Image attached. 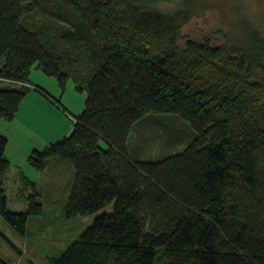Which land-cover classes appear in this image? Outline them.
Here are the masks:
<instances>
[{
	"label": "trees",
	"instance_id": "obj_1",
	"mask_svg": "<svg viewBox=\"0 0 264 264\" xmlns=\"http://www.w3.org/2000/svg\"><path fill=\"white\" fill-rule=\"evenodd\" d=\"M160 1L0 0V81L19 85L0 89V119L15 117L34 67L61 92L71 80L83 112L27 163L69 167L65 219L113 206L49 264H264V32L241 18L195 41L182 29L201 3L166 12ZM161 117L185 123L190 141L140 158L136 127ZM7 142L0 135V217L27 237L43 198L18 169L16 201L31 193L9 208Z\"/></svg>",
	"mask_w": 264,
	"mask_h": 264
},
{
	"label": "rangeland",
	"instance_id": "obj_2",
	"mask_svg": "<svg viewBox=\"0 0 264 264\" xmlns=\"http://www.w3.org/2000/svg\"><path fill=\"white\" fill-rule=\"evenodd\" d=\"M180 1L163 0L158 2L156 7L168 12L179 8ZM194 1L201 3L202 11L193 16L183 26L182 35L185 38H192L195 41H202L205 38L216 39L218 38V33L231 32L236 26V21L241 18L253 20L260 25L264 32V0ZM182 44L183 42H180V45ZM43 76L46 80H41ZM29 78L31 89L45 94V97L51 100L50 102L56 110H59L61 114L64 113L68 121L69 115L74 119V116L76 117L83 112L86 93L77 92L71 80L67 81L65 91L61 92L55 77L46 76L36 67L31 70ZM5 86H9L8 82L1 79L0 89ZM18 86L16 83L12 84V87ZM33 104V102H30V107ZM25 106L26 109H29L27 105ZM18 111L19 108L11 121L0 119V135L5 136L9 140L5 148V155L11 164L8 180L5 184L8 206L14 211L23 210L26 204V197L31 193L29 188L25 193V198L21 199V202L16 201L15 193L18 187L17 176L19 169L29 179L36 182L39 180V185H37L43 198V210L37 220L38 226L35 224L33 227L34 224H32L34 233L29 234L27 237L14 231L0 217V256L10 264H49V259L58 257L62 251L79 238L80 234L89 227L97 216L111 211L113 206L110 203L99 212L88 216L65 219L63 206L66 202L65 200H67L66 196L68 195V187L71 182L70 175L67 172L69 167L66 165H54L45 170V172L40 173L25 161V155L32 143H37V148L42 150L69 135L72 128L69 131L67 130L65 127L67 121L64 115L62 118L59 116V112L55 116L52 115V118L49 119L50 123L41 126L45 129H40L36 122L35 126L31 125L33 120L30 116L21 115L19 117ZM31 129L35 130L36 135ZM188 132L189 127L180 119L169 120L165 117L147 119L136 127L131 137L130 146L136 150L140 158L152 160L164 153H174L183 150L190 141ZM45 139L49 142H44ZM45 144L47 145L45 146Z\"/></svg>",
	"mask_w": 264,
	"mask_h": 264
},
{
	"label": "crops",
	"instance_id": "obj_3",
	"mask_svg": "<svg viewBox=\"0 0 264 264\" xmlns=\"http://www.w3.org/2000/svg\"><path fill=\"white\" fill-rule=\"evenodd\" d=\"M37 74V73H36ZM45 79L44 76L42 77L41 80ZM46 80V79H45ZM7 81V80H6ZM8 84H13V82L11 81H7ZM46 95L43 94L42 92L38 93V91L36 92V90H32V92H30L27 96V98L21 103V106L19 107V117H21V115H24V116H30L33 120V122L31 123V125H34L35 126V122L38 123L40 129H45L44 127H41L42 125H45V124H48L50 123L49 122V119L52 118V115L55 116V114L57 112H59V116L62 118L64 113L61 114V112L58 110H56V108L51 104V100H49L48 98L45 97ZM29 97V99H28ZM48 97V96H47ZM28 99V101H27ZM27 101V102H26ZM30 102H33L34 104L30 107ZM27 105L29 107V109H26V106ZM33 108V109H32ZM77 111V110H76ZM72 116V115H71ZM75 117V116H74ZM73 117V118H74ZM64 118L65 120L67 121L65 123V127L67 128V130L69 131L71 128L73 129L74 127V123H75V119H72L70 117V115L68 116V119L69 121L67 120V117L64 115ZM32 130V129H31ZM34 131L35 133V130H32ZM72 132V130H71ZM36 135V133H35ZM3 136V135H2ZM68 136V135H67ZM47 139V138H46ZM45 139L44 142H49ZM9 141V140H8ZM8 144V143H7ZM47 144H45L46 146ZM49 147V146H47ZM46 147V148H47ZM40 150L39 148H37V143L36 144H31L29 146V148L27 149V153H26V157H25V161L27 162V158H28V155L33 151V150Z\"/></svg>",
	"mask_w": 264,
	"mask_h": 264
}]
</instances>
